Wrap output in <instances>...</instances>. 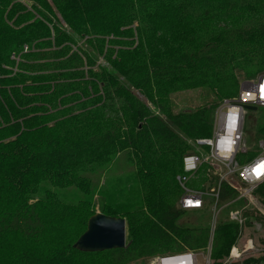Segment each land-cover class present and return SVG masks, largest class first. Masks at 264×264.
Wrapping results in <instances>:
<instances>
[{
	"label": "trees",
	"instance_id": "16d2710c",
	"mask_svg": "<svg viewBox=\"0 0 264 264\" xmlns=\"http://www.w3.org/2000/svg\"><path fill=\"white\" fill-rule=\"evenodd\" d=\"M259 73L264 0H0V264H149L204 250L209 226L179 223L177 177L220 103ZM197 90L205 103L175 112L172 96ZM118 166L131 170L109 191L95 184ZM70 189L78 202L61 195ZM258 194L264 203V185ZM237 198L221 185V204ZM97 204L126 220L124 249L74 248ZM238 232L220 223L212 260Z\"/></svg>",
	"mask_w": 264,
	"mask_h": 264
},
{
	"label": "built area",
	"instance_id": "2783aa9c",
	"mask_svg": "<svg viewBox=\"0 0 264 264\" xmlns=\"http://www.w3.org/2000/svg\"><path fill=\"white\" fill-rule=\"evenodd\" d=\"M247 107H264V73L256 79L244 81L237 95L226 99L216 116L209 138L196 140L197 147L206 149L183 159V174L177 177L181 190L178 208L184 212L209 210L211 214V240L204 250L154 257L149 264H264V246L252 244L240 249L233 246L225 258L212 260L213 238L220 217V188L226 183L238 194L237 200L247 199L264 185V143L262 153L254 160L241 164V155L248 152L244 131ZM216 166L222 168L217 171ZM215 175V185L203 190L191 185L196 175ZM205 175V174H203ZM242 199V200H243ZM233 219V218H231Z\"/></svg>",
	"mask_w": 264,
	"mask_h": 264
},
{
	"label": "rangeland",
	"instance_id": "374dc122",
	"mask_svg": "<svg viewBox=\"0 0 264 264\" xmlns=\"http://www.w3.org/2000/svg\"><path fill=\"white\" fill-rule=\"evenodd\" d=\"M104 64L105 61L103 57H100V59L98 60V65H104ZM261 74L263 73H259L248 79L246 77H243V79L240 81V86L244 81L256 79ZM240 86H239V90H240ZM137 95L145 104H147L149 107H152L150 102L144 96L140 95L139 93H137ZM206 95L207 94L203 93V91L201 90L182 92L173 95L172 99L175 104V112H179L183 109H194L203 105L209 97L208 95H207L208 97ZM225 100H223L220 103V106L216 112V116L218 111H220L222 104ZM263 122H264V107L258 108L255 112L251 111L247 113V117L245 121L244 140L246 143V147L248 148V152L240 156V159L242 160L241 164H245L254 160L255 157L259 156L262 153L263 150L260 147L261 140H259V138L257 137V132L259 125L263 124ZM191 144L194 150L188 153L187 155H185V157L189 155L197 154L199 152H202L204 154L207 153L206 149L203 151V149L197 147L196 143L195 144L191 143ZM216 169L217 171H220L222 168L216 166ZM130 170L131 169L127 167L125 169L123 167L118 166L109 173L101 175L100 180L99 178H95L96 181L95 184L109 191L111 189L108 187L109 179L114 177H119L122 174H128ZM203 174L199 173L198 175H196V179L192 180L191 185L193 187L195 186V188L197 189L206 190L210 188L214 182H216V179H218V177L215 175H206L207 171H205ZM203 177L206 179L205 180L206 182H204ZM61 195L67 201L70 202H78L81 199V195L77 191L72 189L67 191L65 190L61 191ZM242 199H240L239 201H232L221 204V206L219 207L221 213H220V217L218 218L216 228L220 225V223H229L231 225H237L239 228V232L233 246H236L240 249H243L244 247L251 244L254 247L256 246L263 247L264 246V203L262 202L261 195H259L258 190H256L247 199H243V200ZM98 213L102 214L101 207L99 206V204L95 206V214ZM179 223L180 224L193 223L198 225L206 224L210 228L209 241L211 240V214L209 210L208 212L205 213L204 211L183 212L181 218L179 219ZM8 242L9 239L5 235L4 238H2V248ZM213 243H214V238H213ZM36 252H40V251L36 248ZM0 256L4 261L7 257V250L2 251V253H0ZM1 264H3V262H1ZM132 264H141V263L140 261H138Z\"/></svg>",
	"mask_w": 264,
	"mask_h": 264
},
{
	"label": "water",
	"instance_id": "95a60500",
	"mask_svg": "<svg viewBox=\"0 0 264 264\" xmlns=\"http://www.w3.org/2000/svg\"><path fill=\"white\" fill-rule=\"evenodd\" d=\"M249 111H256V107H247ZM126 247V220L108 217L103 214L92 216L87 230L74 244V248L81 252H103Z\"/></svg>",
	"mask_w": 264,
	"mask_h": 264
}]
</instances>
